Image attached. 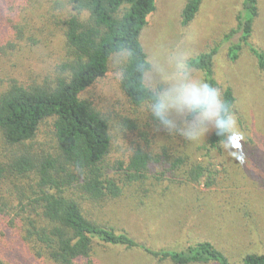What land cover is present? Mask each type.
Here are the masks:
<instances>
[{
    "label": "trees",
    "instance_id": "16d2710c",
    "mask_svg": "<svg viewBox=\"0 0 264 264\" xmlns=\"http://www.w3.org/2000/svg\"><path fill=\"white\" fill-rule=\"evenodd\" d=\"M259 1L243 0L237 28L226 36L240 39L230 48L231 61L237 60L242 44H250ZM6 2L0 0V6ZM201 3L186 4L184 26L195 19ZM62 8V48L52 68L36 78L0 77V264H95L101 247L141 250L173 264H232L209 241L182 250H155L97 220L98 208L122 197L128 186L143 190L157 167L164 169L162 176L179 174L193 185L204 181L206 189L216 185L218 176L169 147L172 132L151 115L159 90L146 83L152 66L141 35L156 0H66ZM249 47L264 70V53ZM120 54L127 55L119 70L124 110L115 117L121 131L135 133L140 142H133L127 160L110 163L111 118L83 95L106 78L112 58ZM216 54L214 49L189 65L218 88ZM235 102L233 90L226 88L221 117L228 116ZM44 125L50 131L39 141ZM224 136L216 126L206 150L223 155ZM240 264H264V255L247 254Z\"/></svg>",
    "mask_w": 264,
    "mask_h": 264
},
{
    "label": "rangeland",
    "instance_id": "374dc122",
    "mask_svg": "<svg viewBox=\"0 0 264 264\" xmlns=\"http://www.w3.org/2000/svg\"><path fill=\"white\" fill-rule=\"evenodd\" d=\"M189 1L156 0V10L148 17L141 35L152 66L146 83L160 91L175 74L178 62L190 75L205 82L204 72L191 67L189 62L216 49L213 69L218 88L223 94L230 87L236 98L232 113L243 133L242 147L236 150L239 158L225 148L223 155L206 150L207 140L216 128L215 120L207 122L206 134L193 142L179 133L181 129L191 130L199 112L188 106L170 109L169 147L217 173L216 185L206 189L204 181L193 185L179 174L174 177L168 172L162 176L164 169L157 167V174L150 175L143 190L128 186L122 197L98 208L95 216L101 224L126 232L155 250H182L209 241L232 264H240L247 254L264 255V70L249 47L264 53V0L259 1V16L250 44H242L236 61L229 59V51L240 42L239 35L230 40L226 36L237 28L243 0H202L195 19L184 26L182 13ZM65 3L66 0H9L5 7L0 6L1 78H36L52 68L62 48L59 20ZM126 61V54L114 56L106 78L83 95L111 118L112 152L107 159L110 163L127 160L133 142L139 140L135 133L121 131L115 117L116 112L124 110L119 70ZM218 99L221 102L222 96ZM49 131V125L42 126L38 140ZM95 264L173 263L160 261L141 250L101 247Z\"/></svg>",
    "mask_w": 264,
    "mask_h": 264
},
{
    "label": "clouds",
    "instance_id": "9594fccd",
    "mask_svg": "<svg viewBox=\"0 0 264 264\" xmlns=\"http://www.w3.org/2000/svg\"><path fill=\"white\" fill-rule=\"evenodd\" d=\"M223 96L219 88L190 75L182 62H178L175 74L169 79L167 86L155 93V103L151 106L152 117L166 131L172 132L168 119L170 109H182L188 106L199 112L191 130H180L185 139L198 142L207 132L206 123L215 120L217 127L225 132L222 145L230 151V155L239 158L238 149L242 147L243 133L239 129L237 120L228 109L226 118L221 117L220 108L223 106L218 99Z\"/></svg>",
    "mask_w": 264,
    "mask_h": 264
}]
</instances>
